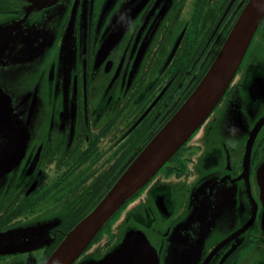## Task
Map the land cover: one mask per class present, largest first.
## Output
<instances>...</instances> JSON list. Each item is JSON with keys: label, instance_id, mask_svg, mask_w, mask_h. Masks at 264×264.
Returning a JSON list of instances; mask_svg holds the SVG:
<instances>
[{"label": "flooded vegetation", "instance_id": "af4514ba", "mask_svg": "<svg viewBox=\"0 0 264 264\" xmlns=\"http://www.w3.org/2000/svg\"><path fill=\"white\" fill-rule=\"evenodd\" d=\"M248 1L53 0L27 14L19 40L0 48V92L17 116L14 134L0 133V234L39 204L70 206L36 262L0 245V264L46 260L194 91ZM26 6L0 8V23L19 22ZM263 166L264 15L207 120L74 264L127 234L149 244L142 264H264Z\"/></svg>", "mask_w": 264, "mask_h": 264}, {"label": "water", "instance_id": "95a60500", "mask_svg": "<svg viewBox=\"0 0 264 264\" xmlns=\"http://www.w3.org/2000/svg\"><path fill=\"white\" fill-rule=\"evenodd\" d=\"M26 2L24 18L19 22L6 21L0 23V48L2 47L3 50L8 51L10 46L19 40V37L14 36L13 32L20 29V23L24 22L27 14L31 10L37 11L49 6L53 0H26ZM263 15L264 0H249L247 2L218 54L194 91L127 164L94 207L65 234L61 242L42 264H74L117 211L153 178L160 168L207 120L235 76L251 37ZM117 34L119 32H114L104 42L102 53L110 50L115 44L118 40ZM178 44L179 41L174 45L167 63L173 57ZM10 104L8 93H0L1 134H14L11 127H13L14 118L17 116H15L16 114ZM10 128L11 131H9ZM22 129L20 157L25 149L29 134L26 127H22ZM10 167L9 164L6 168ZM261 170V187L262 192H264V166ZM262 198L264 203V194ZM55 224L38 225L37 227L21 226L1 233L2 253L25 252L50 245L53 238H49V231ZM261 228L264 230V210ZM37 231H39L38 234ZM138 236L140 237L132 241L127 234L119 246L100 259L82 260L77 264H142L145 246H149V244L144 236L141 234Z\"/></svg>", "mask_w": 264, "mask_h": 264}, {"label": "rangeland", "instance_id": "374dc122", "mask_svg": "<svg viewBox=\"0 0 264 264\" xmlns=\"http://www.w3.org/2000/svg\"><path fill=\"white\" fill-rule=\"evenodd\" d=\"M190 10H191V5H188L187 11H190ZM18 81L19 80L13 81V82H16L17 87L20 86L19 83H17ZM21 90H22V88H21ZM0 93H2V92H0ZM35 120H38L37 115L35 116V118L32 121L33 124H34ZM69 206L66 204H53L51 202L39 204L36 208L35 215L30 218L29 222L23 221L24 223L22 222V226H24V227H37L38 225L55 224L67 213ZM123 209H124V207L123 208L121 207L117 211V213L109 220L108 223H109L110 227H112L113 223L116 222L120 218V216L122 215ZM108 227L105 226L98 234V237H100L104 233L102 241L105 239L106 234H109V228ZM38 232L39 231H37V234H38ZM94 247H96V244L91 242L90 245L86 248V250L83 253H85L88 250H90V251L93 250ZM41 248L42 247L32 250L33 252H32L31 257H30L32 262H36L40 258ZM102 253L103 252H101V254ZM88 257L91 258V256H88ZM22 258H24V257H22Z\"/></svg>", "mask_w": 264, "mask_h": 264}, {"label": "trees", "instance_id": "16d2710c", "mask_svg": "<svg viewBox=\"0 0 264 264\" xmlns=\"http://www.w3.org/2000/svg\"><path fill=\"white\" fill-rule=\"evenodd\" d=\"M14 1H15V0H0V8L8 9L9 7H12V6L14 5ZM106 191H107V190L103 191V194H104ZM103 194H102V195H103ZM101 197H102V196H101ZM93 207H94V206H93ZM93 207H92V208H93ZM86 214H87V213H86ZM86 214H85V215H86ZM85 215H84V216H85ZM84 216H81L78 220H75V221L70 222V223L68 224L67 228H66V230H67L66 233H67V232H68V231H69V230H70V229H71V228H72L77 222H79ZM58 224H59V223H56L54 226H56V225H58ZM54 226H53V227H54ZM108 226H109V223L106 225V227H108ZM53 227H52V228H53ZM52 228H51V229H52ZM66 233H65V234H66ZM65 234H64V236H65ZM64 236H63V237H64ZM63 237L60 239V241L58 242V244L61 242V240L63 239ZM54 241H55V238L53 237V242H52L51 244H53ZM51 244H50V245H51ZM58 244H57V245H58ZM57 245H56V246H57Z\"/></svg>", "mask_w": 264, "mask_h": 264}]
</instances>
